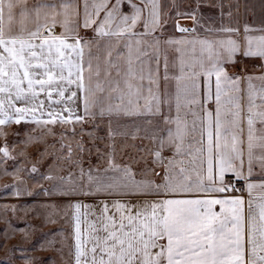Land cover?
Instances as JSON below:
<instances>
[{"label":"snow or ice","instance_id":"snow-or-ice-1","mask_svg":"<svg viewBox=\"0 0 264 264\" xmlns=\"http://www.w3.org/2000/svg\"><path fill=\"white\" fill-rule=\"evenodd\" d=\"M124 4L130 7L131 14L122 11ZM60 9L57 11L55 4L45 0H36L31 8L27 0H0V125L20 123L28 117L44 124L79 121L82 117L75 114V105L82 90L86 113L92 106H99L101 114L107 111L161 116L165 125L175 126L167 128L166 141L161 140L154 153V163L164 166L161 183L136 180L129 166L112 163L110 168L118 175L104 178L89 171L87 191L81 185L65 192L121 198L101 201L99 212H91L93 219L87 222L86 233L82 230V216L86 214L81 213V208L91 206L73 205L75 264H264V76H232L224 66L235 63V56L241 53L264 59V35H249L246 25L242 42L231 35L218 40L187 41L200 44L199 55L191 63L181 59L178 76H169L167 58L164 60V80L176 81L174 96L160 91L158 57L147 77L146 61H140L134 69L129 60L124 76L127 91L121 90L118 80L109 81L105 107V97L99 95L105 88L99 80V65L93 68L91 42H81L79 21L73 19L79 16L76 0H63ZM102 11L105 16L96 29L99 36L147 35L160 24L158 0H84L83 27L95 24ZM17 12L19 29L14 31ZM58 16L63 19L57 21ZM29 19L34 28L26 26ZM142 19L145 33H134ZM57 23L64 28L61 35L53 31ZM178 28L181 32L191 31ZM221 31L230 34L239 29L224 27ZM159 43L158 39L154 41L155 45ZM165 43L179 46L185 41L170 39ZM254 80L261 82L259 86ZM242 82L246 88L241 87ZM113 91L120 93L118 103H112ZM41 93L50 104L40 99ZM54 93L58 98L54 99ZM173 100L175 117L171 115ZM16 101L26 106L16 107ZM212 104L214 108L206 107ZM55 106H60L59 112ZM182 107L189 110L185 116L198 117L191 127L181 116ZM38 110L40 117L46 114L49 119L37 117ZM64 111L67 116H61ZM190 132H199L195 151L185 145ZM165 142L175 150L167 164L161 156ZM0 151L9 155L7 147ZM181 156L187 158V163L176 159ZM256 167L260 169L259 183L251 179ZM149 171L160 175L155 169ZM239 182L249 194L247 201L237 195L241 191ZM256 189L261 190L258 202L253 195ZM129 196L152 199L136 203L123 199Z\"/></svg>","mask_w":264,"mask_h":264},{"label":"crops","instance_id":"crops-1","mask_svg":"<svg viewBox=\"0 0 264 264\" xmlns=\"http://www.w3.org/2000/svg\"><path fill=\"white\" fill-rule=\"evenodd\" d=\"M49 4H55L57 11H60V5L63 0H45ZM114 3L115 0H112ZM137 3L140 0H136ZM36 3V0H27V6L31 8ZM160 24L155 32L147 35H132L122 34L120 36H99L97 34V26L103 20L105 12H100L96 23L91 27H83V11L84 0H76L79 16L73 17L74 20L79 21L78 34L81 38V42L87 40L91 42V55L93 68L95 69L99 65L100 77L99 80L105 88L103 93L99 95L105 97L104 106L108 104V89L109 81L120 82V88L123 91H127L124 83V76L127 72L128 61H132V66L136 69L140 61H146L144 65V75L147 77L149 67L155 69L157 63V57L159 58V86L160 91L170 92L175 95L176 81L174 79L164 80V60L165 57L168 61V73L170 77L179 75V63L183 59L185 63H191L196 56L199 55L200 44H190L187 41H199V40H218L226 38L231 35L232 38L243 41L245 34V26L250 29L249 35L259 36L264 35V0H158ZM111 7V5H109ZM141 7H144L141 5ZM122 11L127 14H131V9L127 4L122 6ZM148 9L145 8L143 17L146 18ZM57 21L63 19V17H56ZM51 17L49 18V22ZM43 22V21H41ZM28 28H34V23L31 19L26 21ZM190 29L188 32H181L179 28ZM115 25H113V28ZM224 27L239 29L238 33H224L221 31ZM19 29V14L17 12L16 19L13 23V30ZM56 35H61L64 32V28L57 23L53 29ZM145 27L143 19L133 29L134 33H145ZM159 40V45H155L154 41ZM181 40L185 43L177 45L166 44L168 40ZM143 41L141 44H137L136 41ZM179 47V51H177ZM195 49V52L193 51ZM147 52V55H141L142 52ZM74 55V54H73ZM139 56V60L137 57ZM238 57H245L243 54H237L235 61ZM85 59H88L87 53ZM235 63H228L226 67L229 75L242 77L240 71L238 72V66L234 68ZM119 70V75L117 74ZM87 76V73H85ZM96 77H93V83L96 81ZM137 81L133 80L132 83ZM254 84L259 86L261 82L258 80L253 81ZM144 91L148 85V80L145 78L143 81ZM114 86V84H113ZM73 89L75 85L72 86ZM242 88H246V83H241ZM203 77H201V93H203ZM119 92L113 91L111 93L112 103H118L116 99ZM54 95V99L58 98ZM79 100L76 101V115L82 117L77 121L73 119L71 122L64 123L59 122L63 127L60 128L63 134L66 131L72 130L73 123L81 122L88 124L89 127L95 129L104 130L105 144L98 146V149L94 146L90 148L88 145L83 147L82 144L77 142L78 152L82 154L94 153L95 151H101L107 154V160L103 163L94 162V157L89 155L87 157L88 163H81L72 159L71 169L69 171H60V173H45V175L38 174L37 176H30L26 183L29 186L26 192L22 190V179H16L10 189H6L3 193H0V263L6 258V260H13L16 254L20 250L37 249L35 252L39 258H43L44 264H75V240H74V208L73 205L80 203L81 205L91 206V208L82 207L81 213L86 214L82 216V230L87 229V222L93 219L91 212H99V205L101 201H111L113 199H121L119 197H109L103 194L98 195H84L74 192L71 194H65L71 187H79L83 185L85 191L88 189L87 173L92 172L93 176H101L104 178L118 175L110 168V164L114 163L120 167L129 166L135 175L136 180L153 179L157 183H161V176L163 175L164 166L154 163V153L159 148L161 140L166 141L167 128H173L174 125H165L161 116L152 115H125L123 113H108L105 111L101 114L99 106H92L88 112H85L84 107V92L81 90L78 92ZM67 97V93H66ZM40 99L45 101V104H50L47 101L44 94L41 93ZM143 104V101H141ZM23 101H16V107H25ZM56 110L60 111V106H55ZM206 107L214 108V104L206 105ZM193 110H198L196 106H193ZM165 113L168 111L167 105L164 108ZM181 116L184 117L191 127L192 122L197 120V116L187 114L189 110L185 107L181 108ZM37 117L42 120H48L49 117L45 114L40 117V111L36 113ZM67 111L61 113V116H67ZM172 117L176 116L175 101L173 100ZM20 124H39L28 117L21 120L20 123L12 122V126L15 129H20ZM260 125H257L259 128ZM77 130V128H75ZM98 131V130H97ZM85 135V134H84ZM82 134L81 137L84 136ZM64 136V135H62ZM199 139V132H190L185 139V145L190 147L193 151L199 145L195 143V140ZM83 147V148H82ZM5 147L0 146V149ZM35 148H29L30 152H33ZM8 153L10 150L7 147ZM174 148L170 147L166 142L161 150V156L164 159V163L167 164L168 160H171L174 156ZM2 152V151H1ZM72 149L70 154L72 155ZM3 153V152H2ZM70 156V155H69ZM79 159L86 158L85 155H79ZM176 159L184 160L187 163L186 157H176ZM69 161V160H68ZM3 159L0 158V163ZM19 167L17 162H14ZM51 162H48L50 165ZM35 168L36 173L39 171ZM53 168V166H49ZM61 168V167H60ZM150 169H155V172L160 175H153ZM84 172V176L81 178V172ZM260 169L256 167L254 175L251 178L254 182L259 183L261 180ZM47 176H52L56 179H45ZM17 177V176H16ZM6 178V177H5ZM4 180L6 181V179ZM60 178H63L60 179ZM231 178V177H229ZM69 179L71 183H68ZM0 180H3L1 177ZM21 180V181H20ZM35 180L36 182H33ZM21 182V183H20ZM22 184V185H21ZM35 188L31 189L32 187ZM60 185L62 187H56ZM237 187L241 189L237 195L244 197L245 201L249 199V194L244 188L243 182L237 183ZM261 190H254V197L258 202V197ZM19 193V194H18ZM24 193L30 198H24ZM44 193V194H43ZM40 194V195H39ZM23 197V198H21ZM26 197V196H25ZM123 199L131 200L136 203L139 199H152V197H133L129 196ZM35 201L31 204L36 206H43L50 203L53 208L40 210L21 209L20 205L15 203L27 204L29 201ZM62 207L63 209L59 208ZM23 210V211H21ZM247 210V209H246ZM217 211L219 207L217 206ZM43 219V225H38V221ZM10 231L11 246L9 247V253H6V257L3 254L4 242L8 238V232ZM25 233V236L23 235ZM27 237L28 240H23ZM8 242V241H7ZM19 249V251H18ZM17 250V253H14ZM55 251V256L52 258V251ZM31 255V254H30ZM28 255V257H30ZM34 253L31 255L33 257ZM5 257V258H4Z\"/></svg>","mask_w":264,"mask_h":264},{"label":"rangeland","instance_id":"rangeland-1","mask_svg":"<svg viewBox=\"0 0 264 264\" xmlns=\"http://www.w3.org/2000/svg\"><path fill=\"white\" fill-rule=\"evenodd\" d=\"M233 66L234 68L238 66V72L240 71L239 74H241L242 77L264 76V59H261L259 57H238ZM64 124L67 125L66 123ZM62 125L59 122L48 124L39 123L31 125L20 124L19 130L13 128L12 122L5 125H0V146L8 147L10 150V154L7 157L4 156V154L0 151V158L3 159V162L0 163V178H3V180H0V193H3L8 188L10 189L16 179H22V181L20 180L23 184H21L22 190L26 192L27 189H29V186L26 183L30 182V180H28V177H34L42 173L45 175V173H49L50 171L53 173H60V171H69L71 169V165H69L70 163L68 162H72V159H75L76 161L84 164L88 163L87 157L89 155L93 156L94 162L97 163H103L107 160V154H104L101 151H95L94 153L86 152L82 154L81 152H78L79 146L77 145L78 142L82 144L83 147L88 145L90 148H93L95 146L98 149V146H103V144L106 143L103 132L104 130L91 128L88 124L78 122L72 124L74 127L73 132L72 130H68L66 131L67 133L63 134V130L60 129L63 127ZM75 128H77V130H75ZM82 134L85 135L81 137ZM31 147L35 148L33 152L29 151V148ZM71 149L72 155L70 154ZM79 155H85L86 158L79 159ZM14 162H17L19 164V167L16 166ZM48 162H51L50 165L53 166V168H49L50 165H48ZM33 166L37 167L39 171L33 173ZM4 178L6 179V181L4 180ZM33 182L36 181L33 180ZM35 187L36 185L31 189ZM24 198L30 197H28V195L24 193ZM29 202L30 203H27L26 205L22 204L23 202H21V204H15L20 205L21 209H28L29 207V209L32 210H40L39 212L53 208L50 203L45 204L44 206L43 204L41 206H36L34 204H31L35 201L31 200ZM59 208L63 209L60 206ZM37 221L38 225H43V219H41V221ZM23 235L25 236V233ZM9 236L10 231L8 232L7 240L4 242L3 254L5 257L7 256L6 253H9V247L12 244ZM23 240H28V238L25 237L23 238ZM36 250L37 249H32L30 250V252H28V250L19 251L18 249L19 252L17 250H14V253L18 252L16 254L14 262L13 260H6V258L4 257L5 259L0 264H44L43 258H39L37 256L35 252ZM33 253L34 255L32 257L31 255ZM28 255H30V257H28ZM54 256L55 251L53 250L52 258Z\"/></svg>","mask_w":264,"mask_h":264}]
</instances>
